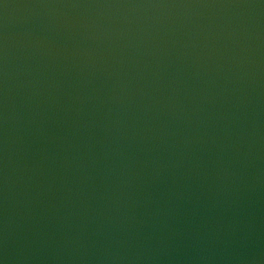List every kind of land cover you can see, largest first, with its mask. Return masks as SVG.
I'll use <instances>...</instances> for the list:
<instances>
[{
	"label": "water",
	"instance_id": "1",
	"mask_svg": "<svg viewBox=\"0 0 264 264\" xmlns=\"http://www.w3.org/2000/svg\"><path fill=\"white\" fill-rule=\"evenodd\" d=\"M0 264H264V0H0Z\"/></svg>",
	"mask_w": 264,
	"mask_h": 264
}]
</instances>
